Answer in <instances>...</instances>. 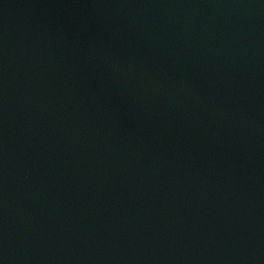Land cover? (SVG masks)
Wrapping results in <instances>:
<instances>
[{"label": "water", "instance_id": "95a60500", "mask_svg": "<svg viewBox=\"0 0 264 264\" xmlns=\"http://www.w3.org/2000/svg\"><path fill=\"white\" fill-rule=\"evenodd\" d=\"M0 264H264V0H0Z\"/></svg>", "mask_w": 264, "mask_h": 264}]
</instances>
